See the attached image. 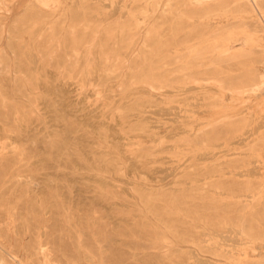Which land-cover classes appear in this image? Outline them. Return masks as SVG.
Segmentation results:
<instances>
[{
	"label": "rangeland",
	"instance_id": "rangeland-1",
	"mask_svg": "<svg viewBox=\"0 0 264 264\" xmlns=\"http://www.w3.org/2000/svg\"><path fill=\"white\" fill-rule=\"evenodd\" d=\"M203 1L0 0V256L42 264L44 246L52 264L263 261L264 92L250 89L264 33L239 50L256 12L241 28L237 9L215 15V32ZM223 40L238 51L219 55ZM193 69L214 79L178 82Z\"/></svg>",
	"mask_w": 264,
	"mask_h": 264
},
{
	"label": "bare ground",
	"instance_id": "bare-ground-1",
	"mask_svg": "<svg viewBox=\"0 0 264 264\" xmlns=\"http://www.w3.org/2000/svg\"><path fill=\"white\" fill-rule=\"evenodd\" d=\"M169 1V0H168ZM171 1V0H170ZM198 1V0H197ZM3 3V2H2ZM42 3V2H41ZM167 3V2H166ZM43 4V6L44 7H48V5H47V3H42ZM200 5H202V6H204V10H203V16L205 17V21L207 22V28H209V30H212V31H219L220 30V28L221 27H218L217 25H218V23H215V22H213V17L216 15V16H218L219 17V19H221V20H224L226 17H227V14L228 13H230L231 12V10H232V8H235V9H237V11L238 12H240L239 13V15L238 16H236L237 18H239V22L236 24L239 28H241V27H244L247 23H246V19L244 18V16L242 15V13H245V14H250V13H252V12H256V14H257V16H256V19H255V22H256V24H255V26H254V29H253V31L254 32H244V31H242L243 33H241V36H239L238 35V33H237V35L239 36V38L236 40V41H234L235 43H237V41L238 42H240V49L239 50H244L246 47H248V46H258L257 45V41H255L254 39H253V36H254V38H255V35H257V33L258 32H261L262 33V35H263V33H264V0H204L203 2H201V3H199ZM263 4V5H262ZM150 5V4H149ZM166 5V4H165ZM169 5V4H168ZM185 5V4H184ZM196 5H198V3L196 4ZM142 6V5H141ZM199 6V5H198ZM174 7H176V6H174ZM169 8V7H168ZM53 10V9H52ZM163 10V9H162ZM165 10V9H164ZM181 11V10H180ZM180 11L178 10V8H176L175 10H173L171 13L172 14H177V13H180ZM144 11H140V13L142 14ZM171 13H170V15H171ZM181 15L183 14V13H180ZM179 14V15H180ZM169 15V14H168ZM50 15H46V16H44L46 19H48V18H50L49 17ZM135 16V15H134ZM251 16V15H250ZM155 19H157V17L155 18ZM249 19H250V17H249ZM198 19H196V21H197ZM201 20V19H200ZM229 20V19H228ZM144 21V20H143ZM189 21V20H188ZM217 21V20H216ZM218 21H220V20H218ZM237 21V20H236ZM248 21V20H247ZM252 21V20H251ZM223 22V21H222ZM193 23V22H192ZM203 23V22H202ZM144 24V23H143ZM151 24V23H150ZM199 24H201V22L199 23ZM223 24V23H222ZM254 24V23H253ZM46 25V24H45ZM190 25V24H189ZM196 25H198V24H196ZM195 26V25H194ZM194 26H192V27H194ZM199 26V25H198ZM204 26V25H203ZM221 26H223V25H221ZM43 27V26H42ZM149 27V26H148ZM184 27H186L185 25H184ZM187 27H188V25H187ZM206 28V29H207ZM235 28H237L236 26L235 27H233V26H231V30H234ZM41 29H46V30H49L50 28L49 27H47V28H41ZM143 29V27L142 26H139L138 25V27H137V30H139L138 32H140V30H142ZM224 29H226V28H224ZM40 30V29H39ZM45 30V31H46ZM229 29H226V31H228ZM237 30H239V29H237ZM245 30V29H244ZM149 31H150V28H147V31H146V34L144 35V37L145 38H149L150 37V34H149ZM187 31V30H186ZM185 31V32H186ZM236 31V30H235ZM208 32V31H207ZM237 32V31H236ZM209 33V32H208ZM227 33V32H226ZM235 33V32H234ZM240 33V32H239ZM249 33V34H248ZM184 34V33H183ZM187 34V33H186ZM185 34V35H186ZM223 35H226V34H223ZM235 35V34H234ZM46 36V35H45ZM213 36V35H212ZM228 36V35H227ZM232 36V35H231ZM257 36H259V35H257ZM180 37V36H179ZM191 37V36H190ZM200 37V36H199ZM204 37V36H203ZM226 37V36H225ZM204 38H206L205 40H207L208 38L207 37H204ZM227 38V37H226ZM229 38V37H228ZM234 38V37H233ZM258 38V37H257ZM144 39V38H143ZM197 39V38H196ZM203 39V38H202ZM210 39V38H209ZM215 39H218V38H214V42H215ZM261 39V38H260ZM193 40H195V39H193ZM199 40V39H198ZM220 40V39H219ZM175 41V40H174ZM200 41V40H199ZM210 41H212V40H210ZM229 41V40H228ZM143 42V41H142ZM221 42V41H220ZM231 42H233V41H231ZM260 42V41H259ZM264 42V41H263ZM137 43V42H136ZM193 43V42H192ZM210 43H212V42H210ZM219 43V42H218ZM234 43V44H235ZM191 44V43H190ZM84 45V44H83ZM134 45H136V44H133L132 46H134ZM171 45H173V44H171ZM170 45V46H171ZM192 45V44H191ZM203 45V44H202ZM206 45H207V43H206ZM214 45V44H213ZM212 45V46H213ZM264 45V44H263ZM126 46V45H125ZM130 46V45H129ZM128 46V47H129ZM194 46V45H193ZM192 46V47H193ZM205 46V45H204ZM211 46V47H212ZM182 47H184V48H182L181 50H180V52L182 53L183 51H185V49H186V47L187 46H182ZM200 47V46H199ZM211 47H209V48H211ZM262 47V46H261ZM177 48H179V47H177ZM191 48V47H190ZM194 48V47H193ZM203 48V47H202ZM208 48V47H207ZM219 52L218 53H220L219 55H225V54H230V55H232L233 54V51H235V50H237L238 51V49H235V46H232L231 44H229L227 41H224L223 40V43L222 44H220L219 45ZM263 48V47H262ZM173 49H175V48H172V50L171 51H174ZM213 49V48H212ZM216 49V48H215ZM214 49V50H215ZM155 51H156V49H154ZM179 50V49H178ZM192 50V49H191ZM198 50H199V48H198ZM197 50V51H198ZM204 50H206V49H204ZM209 50V49H208ZM190 51V50H189ZM202 51V50H201ZM167 52V51H166ZM175 52V51H174ZM177 52H179V51H176V54H177ZM261 52H263L262 50H261ZM134 53V52H133ZM172 53V52H171ZM187 53V52H186ZM193 53V52H192ZM198 53V52H197ZM213 53H215V51L213 52ZM212 53V54H213ZM170 54V53H169ZM168 53H167V55H169ZM175 54V55H176ZM190 54H191V52H190ZM194 54H196L195 52H194ZM132 55V54H131ZM141 55V54H140ZM156 55V54H155ZM166 55V54H165ZM174 55V54H173ZM178 55V54H177ZM176 55V56H177ZM217 55V54H216ZM215 55V56H216ZM262 55V54H261ZM163 56V55H162ZM181 56H182V54H181ZM207 56H209L208 54H207ZM160 57V56H159ZM190 57V56H189ZM262 57V56H261ZM177 58H179V57H177ZM202 58V57H201ZM204 58H205V56H204ZM132 59V58H131ZM158 59V58H157ZM50 60V59H49ZM154 60V59H153ZM178 60H180V59H178ZM189 60H190V58H189ZM213 59H211V61H212ZM224 60H225V58H224ZM129 61V60H128ZM168 61V60H167ZM99 62V61H98ZM140 62V61H139ZM153 62V61H152ZM206 62V61H205ZM133 63V62H132ZM184 64L185 63H187L186 61L185 62H183ZM188 63H189V61H188ZM200 63V62H199ZM208 63V62H207ZM261 63V62H260ZM209 64V63H208ZM157 65H159V64H157ZM206 65V64H205ZM99 66V65H98ZM204 66V65H203ZM184 66H181V68H183ZM216 67H218V66H216ZM174 68H175V66H174ZM209 68V67H208ZM120 69V68H119ZM185 69H189V67L188 68H185ZM141 70V69H140ZM155 70V69H154ZM165 69H163L162 70V72L164 71ZM105 71H107V69H104L103 70V74L101 75V77H102V79H104L106 76H105ZM160 71V70H159ZM158 71V72H159ZM167 71V70H166ZM157 72V74H159ZM194 72V73H193ZM200 73V71L198 70V71H196V69H193V71H191V72H189V75H182L181 74V81H178L179 83H181V82H183V83H185V80L187 79L188 81H191V82H198V81H208V80H212V79H214V78H212L213 76H205V74L203 75V74H199ZM198 75H201V76H198ZM128 76V75H127ZM143 76V75H142ZM176 76V75H175ZM187 76V78H185ZM217 77V76H216ZM173 79H174V76L172 77ZM171 78V79H172ZM182 78H185V80L184 79H182ZM218 78V77H217ZM127 79H128V77H127ZM176 79V78H175ZM128 81H129V79H128ZM177 82V83H178ZM216 82H218V81H216ZM162 83H163V81H162ZM219 83V85L221 84V81H219L218 82ZM154 84V83H153ZM181 85V84H180ZM203 85V84H202ZM211 85V84H210ZM200 87H202V86H200ZM213 87V86H212ZM218 87V86H217ZM196 88V87H195ZM209 89V88H208ZM250 89V88H249ZM249 89H247V90H249ZM140 90V89H139ZM142 90V89H141ZM145 90V89H144ZM190 90V89H189ZM212 90H214V88L212 89ZM246 89H242L241 91H242V93L244 94L246 91H247ZM148 91V90H147ZM188 91V90H187ZM219 91V90H218ZM217 91V92H218ZM250 91L252 92V93H257V91H259V92H264V75H261L260 74V76H259V78H258V82L256 83V84H254L253 86H252V88L250 89ZM165 92V91H164ZM186 92V91H185ZM192 92V91H191ZM222 92V91H221ZM221 92H218L219 94H221ZM211 93V92H210ZM235 93V92H234ZM250 93V92H249ZM198 94V93H197ZM213 96V94H210V96ZM231 95V94H230ZM250 95H251V93H250ZM196 96V95H195ZM200 96V95H199ZM219 96V95H218ZM217 96V97H218ZM235 96V95H234ZM233 96V97H234ZM247 96V95H246ZM181 97V96H180ZM214 97H216V96H214ZM245 97V96H244ZM248 97V96H247ZM255 97V96H254ZM196 98V97H195ZM201 98V97H200ZM211 98V97H210ZM239 98V97H238ZM251 98V97H250ZM189 99V98H188ZM193 99V98H192ZM206 99V98H205ZM235 99V98H234ZM252 99V98H251ZM180 100V99H179ZM196 100V99H195ZM201 100V99H200ZM214 100V99H213ZM215 100H217V99H215ZM222 100V99H221ZM240 100V99H239ZM145 101V100H144ZM186 101H187V99H186ZM194 101V100H193ZM201 101H203V100H201ZM251 101V100H250ZM253 101V100H252ZM143 102V101H142ZM234 102V101H233ZM239 102H241V101H239ZM179 103V102H178ZM181 103H182V101H181ZM203 103V102H202ZM226 103V102H225ZM243 103V102H242ZM191 104V103H190ZM194 104V103H193ZM198 104H199V101H198ZM197 104V106H199ZM218 104V103H217ZM245 104V103H244ZM256 104V106L257 107H261L262 109L261 110H263V108H264V101H261V102H257V103H255ZM140 105V104H139ZM175 105H178L177 104V102H176V104ZM184 105H186L185 103H184ZM188 105V104H187ZM203 105V104H202ZM230 105V104H229ZM240 105V104H239ZM183 106V105H182ZM190 106V105H189ZM193 106V105H192ZM216 106V105H215ZM191 107V106H190ZM218 107H219V105H218ZM221 107V106H220ZM228 107V106H227ZM139 108V106H134V107H132V108H130L129 109V111H128V113H127V117H128V115L130 114V112H132V111H134V110H137ZM230 108H231V106H230ZM173 109H174V107H173ZM203 109V108H202ZM209 109V108H208ZM223 109V108H222ZM222 109H220V110H222ZM227 109H229V108H227ZM176 110V109H175ZM175 110H173V112L175 111ZM181 110V109H180ZM224 110V109H223ZM178 111V110H177ZM216 111V110H215ZM218 111V110H217ZM205 112H207V111H205ZM219 112H221V111H219ZM176 113H178V112H176ZM179 113H180V111H179ZM184 113H185V110H184ZM186 113H187V111H186ZM213 113H217V112H213ZM227 113V112H226ZM194 115H195V113H193ZM176 116L178 115V114H175ZM185 115V114H184ZM235 116V115H234ZM185 117H187V116H185ZM188 118V117H187ZM213 118V117H212ZM224 118V117H223ZM253 118V117H252ZM184 119V118H183ZM219 119V118H218ZM225 119V118H224ZM138 123H140V122H138ZM136 124V126H139V124ZM204 123V122H203ZM215 123V122H214ZM201 125V124H200ZM198 126V125H197ZM206 127V126H205ZM204 127V128H205ZM222 130V129H221ZM200 133V132H199ZM190 138V137H189ZM189 147V146H188ZM187 147V148H188ZM191 149H192V147H191ZM195 149V148H194ZM190 150V149H189ZM186 152H188V151H186ZM258 218V217H257ZM240 226V225H239ZM240 231H242V232H244L243 230H240ZM240 233V232H239ZM257 242V241H256ZM44 246H42L40 249H39V254L40 255H42V258L40 259L42 262V264H52L51 263V261L49 260V257H48V255L49 254H47V250L45 249V248H43ZM253 248V247H252ZM2 251H5L4 249H1ZM254 251V250H253ZM256 251V250H255ZM3 253V252H2ZM7 254V253H6ZM16 256V255H15ZM20 259V258H19ZM247 260V259H246ZM20 263V262H19ZM241 263V262H240ZM0 264H11V262L9 261V259H7V258H5L3 255H1L0 256ZM20 264H22V262L20 263ZM72 264H75V263H72ZM247 264H264V259H263V261L262 262H252V263H250V262H248Z\"/></svg>",
	"mask_w": 264,
	"mask_h": 264
}]
</instances>
